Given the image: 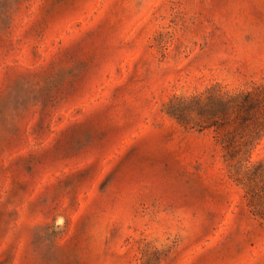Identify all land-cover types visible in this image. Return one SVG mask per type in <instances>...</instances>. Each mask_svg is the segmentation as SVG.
<instances>
[{"label":"rangeland","instance_id":"374dc122","mask_svg":"<svg viewBox=\"0 0 264 264\" xmlns=\"http://www.w3.org/2000/svg\"><path fill=\"white\" fill-rule=\"evenodd\" d=\"M0 264H264V0H0Z\"/></svg>","mask_w":264,"mask_h":264}]
</instances>
